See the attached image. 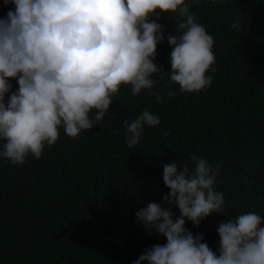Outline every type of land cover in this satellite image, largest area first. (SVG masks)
Returning <instances> with one entry per match:
<instances>
[{
	"label": "trees",
	"instance_id": "1",
	"mask_svg": "<svg viewBox=\"0 0 264 264\" xmlns=\"http://www.w3.org/2000/svg\"><path fill=\"white\" fill-rule=\"evenodd\" d=\"M11 7L0 0V17ZM190 12L214 41L206 90L184 93L165 78L152 90L157 102L148 90L132 96L121 85L100 125L74 138L61 128L39 159H0V264H131L165 242L146 234L134 213L168 192L161 165L192 166L191 155L220 165L215 187L227 217L212 213L198 227L186 222L189 231L203 233L215 251L218 223L251 211L264 226V0H200ZM182 19L161 13L157 22L169 35ZM170 50L166 39L157 45L164 72ZM145 109L159 124L145 126L129 148L123 122Z\"/></svg>",
	"mask_w": 264,
	"mask_h": 264
},
{
	"label": "clouds",
	"instance_id": "2",
	"mask_svg": "<svg viewBox=\"0 0 264 264\" xmlns=\"http://www.w3.org/2000/svg\"><path fill=\"white\" fill-rule=\"evenodd\" d=\"M199 2L3 0L12 7L0 17V159L11 165L29 155L39 159L61 128L74 138L100 125L121 85L129 86L132 96L148 90L157 102L160 93L152 90L165 78L184 93L206 90L214 41L190 12ZM161 13L183 18L175 34L163 33ZM165 39L171 49L167 72L156 62L157 45ZM159 121L147 109L125 120L127 146L138 144L144 127ZM189 159L192 166L163 163L168 192L161 203L149 202L134 213L146 234L165 242L145 248L131 264H264L262 215L249 211L218 223L215 251L203 242V233L194 235L185 226L198 227L212 213L227 217L224 194L215 187L220 165L196 155Z\"/></svg>",
	"mask_w": 264,
	"mask_h": 264
}]
</instances>
